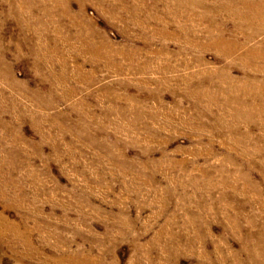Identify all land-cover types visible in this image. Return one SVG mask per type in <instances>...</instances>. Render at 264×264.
Segmentation results:
<instances>
[{"label": "rangeland", "instance_id": "obj_1", "mask_svg": "<svg viewBox=\"0 0 264 264\" xmlns=\"http://www.w3.org/2000/svg\"><path fill=\"white\" fill-rule=\"evenodd\" d=\"M222 3L0 0V264H264V32L205 48Z\"/></svg>", "mask_w": 264, "mask_h": 264}, {"label": "bare ground", "instance_id": "obj_2", "mask_svg": "<svg viewBox=\"0 0 264 264\" xmlns=\"http://www.w3.org/2000/svg\"><path fill=\"white\" fill-rule=\"evenodd\" d=\"M26 1V0H25ZM29 1V0H28ZM52 1V0H51ZM60 1V0H58ZM64 1V0H63ZM102 1V0H101ZM111 1V0H110ZM115 1V0H114ZM121 1V0H120ZM129 1V0H128ZM23 2V1H22ZM31 2V1H30ZM49 2V1H48ZM107 2V0H106ZM109 2V1H108ZM21 3V2H20ZM58 3V2H57ZM65 3V2H63ZM67 3V2H66ZM101 3V2H100ZM117 3V2H116ZM25 4V2H24ZM120 4V3H119ZM27 5V4H26ZM65 5V4H63ZM126 5V4H125ZM198 5H202V1H200L198 3ZM195 5V6H198ZM22 6V5H21ZM60 6V5H59ZM62 6V5H61ZM68 6V5H67ZM70 6V3H69ZM123 6V4H122ZM133 6V5H132ZM27 7V6H26ZM25 7V8H26ZM108 7V6H107ZM130 7V6H129ZM135 7V6H134ZM193 7V6H192ZM191 7V8H192ZM33 8V7H32ZM36 8V7H35ZM68 8V7H67ZM120 8V7H118ZM125 8V7H124ZM127 8V5H126ZM125 8V9H126ZM31 9V8H30ZM49 9V8H48ZM47 9V10H48ZM24 10V9H22ZM71 10V9H70ZM69 10V11H70ZM109 10V9H108ZM116 10V9H115ZM120 10V9H119ZM133 10V9H132ZM138 10V9H137ZM114 11V8L111 7L110 11L108 12L109 14H111ZM130 11V10H129ZM135 13L136 10L134 9ZM192 11V10H191ZM212 13L216 12V11H220L222 13H225L226 15H228L229 17L235 19L236 21V25L233 29L234 34L231 36L230 33H228V31L226 30V25L223 22L220 21H216V24L213 22L212 18H209V15H202L200 18L201 21H206L208 20V22L211 25V28H215L216 33L212 32L211 30L207 31V34L205 37H207V41L205 42V44H201L203 45L205 48L207 49H214L217 50L219 52H223V54L225 55V57H231L232 55H234L236 52L238 53V51L247 43H249L250 41H252L253 39H255L256 37H258L260 35L261 32H264V0H225V3L220 4L217 8L214 9H210L208 10ZM26 12V11H25ZM33 12V11H32ZM49 12V11H48ZM47 12V13H48ZM71 12V11H70ZM138 12V11H137ZM45 13V14H47ZM51 13V12H50ZM27 14V13H26ZM29 14V12H28ZM30 14H32L30 12ZM71 14V13H70ZM134 14V13H133ZM221 14V13H220ZM18 15V14H17ZM49 15V14H48ZM64 15V14H62ZM69 15V14H67ZM139 15V14H138ZM113 16V15H112ZM122 16V15H121ZM120 16V17H121ZM129 16V15H128ZM211 16V15H210ZM71 17V16H70ZM118 17V16H117ZM116 17V18H117ZM133 17V16H132ZM136 17V16H135ZM139 17V16H138ZM136 17V18H138ZM67 18V17H66ZM108 18V17H107ZM115 18V20H116ZM34 19V18H33ZM70 19V18H69ZM77 19V18H76ZM114 19V18H113ZM118 19V18H117ZM131 19V18H129ZM36 20V19H35ZM121 20V19H120ZM125 20V19H124ZM143 20V19H141ZM38 21V20H37ZM74 21V20H73ZM76 21V20H75ZM81 21V20H80ZM124 22V21H123ZM49 23V22H48ZM74 23V22H73ZM32 24V23H31ZM36 24V23H35ZM72 24V22H71ZM75 24V23H74ZM51 25V24H50ZM83 25V23H82ZM86 25V22H85ZM91 25V24H89ZM88 25V26H89ZM140 25V24H139ZM144 25V24H143ZM43 26V24H42ZM52 26V25H51ZM74 26V25H72ZM87 26V25H86ZM145 26V25H144ZM34 27V26H33ZM47 27V26H46ZM39 28V27H38ZM88 28V27H87ZM128 28V25H127ZM141 28V27H140ZM145 28V27H144ZM44 29V27L42 28ZM75 29V27H74ZM78 29V28H77ZM90 29V28H89ZM92 29V28H91ZM90 29V30H91ZM94 29V28H93ZM208 29V28H207ZM41 30V29H40ZM81 30V29H80ZM126 30V29H125ZM93 32V31H92ZM98 32V31H97ZM130 32V31H129ZM95 33V32H94ZM100 33V32H99ZM187 33V31H186ZM194 33V32H193ZM203 33V32H202ZM41 34V31H40ZM101 34V33H100ZM86 35V34H85ZM90 35V33H89ZM195 35V34H194ZM239 35V37H237ZM48 36V35H47ZM101 36V35H100ZM188 36V35H187ZM46 37V36H45ZM82 37V36H81ZM86 37V36H85ZM96 37V35L92 34L88 37L87 40H85L84 42V51L87 54H92L94 55L93 59L94 60H90L92 61L91 63H98L101 61L107 62L108 65H115L117 67L120 66V64H118L115 59L111 58V47L109 45L108 41H101L100 45L96 44V42L93 41V38ZM104 37V36H103ZM191 37V36H190ZM36 38V37H35ZM87 38V37H86ZM85 38V39H86ZM99 38V37H98ZM97 38V39H98ZM44 39V38H43ZM49 40V39H48ZM83 41V39H82ZM98 41V40H96ZM66 42H68V40L66 39ZM150 42V41H149ZM83 43V42H82ZM26 45V44H24ZM110 47H109V46ZM264 45V42L261 43L260 45L251 48L249 50L246 51L245 54L243 55H239V60H241V62L245 65H248L249 67H254L252 66L253 63H255V61L259 60L262 61L264 59V52L262 50H264V48H262ZM200 46V45H199ZM46 47V45H45ZM44 47V48H45ZM202 47V46H201ZM45 50V49H44ZM41 51V49L37 52L34 51V56H35V60L33 61L34 64V69L38 72H40V70H42V68L45 67V63H47L48 65H53V61L52 58L49 57L50 53H55L56 47H54V49L52 50V52H50V50H48V48L45 51ZM116 51V50H115ZM211 51V50H210ZM129 52V51H128ZM126 53V52H125ZM120 54V53H117ZM116 54V56H117ZM127 54V53H126ZM125 54V55H126ZM130 54V53H129ZM132 54V52H131ZM124 55V56H125ZM223 55V56H224ZM115 56V58H116ZM120 57V56H119ZM123 57V56H122ZM2 58V57H1ZM128 58V57H126ZM124 59V58H123ZM133 59V58H132ZM262 59V60H261ZM1 60V59H0ZM120 61V60H119ZM133 61V60H132ZM131 61V62H132ZM259 62V61H258ZM97 65V64H96ZM99 66V65H98ZM67 66H64L63 69H67L65 68ZM260 69V68H259ZM50 69H48L49 71ZM81 70V69H80ZM64 73L61 76V78L59 79L60 82H67V80L69 79L67 77V73L66 70H63ZM141 71V70H140ZM7 72H10V69H8ZM258 72V71H257ZM3 74V73H2ZM48 74H51L50 71L48 72ZM74 74V73H73ZM82 75V74H81ZM50 76V75H49ZM55 76V75H54ZM81 77V76H80ZM86 78V77H85ZM206 79V78H205ZM5 80V79H4ZM81 82V81H80ZM250 82V81H249ZM253 82V81H252ZM248 84V83H247ZM19 85V84H18ZM17 86V85H16ZM245 86V85H244ZM247 86V85H246ZM264 87V86H263ZM262 88V87H261ZM256 90V88H255ZM194 91V90H193ZM263 91V90H262ZM243 92V91H242ZM245 93V92H244ZM255 94V93H254ZM249 95V94H248ZM33 98L36 99L37 104H39V97H42V94L40 93V91L38 90L37 92H34L32 94ZM54 95H49L50 98H52ZM239 96V95H238ZM255 95H253L254 97ZM257 96V95H256ZM255 96V97H256ZM250 97V96H248ZM257 98V97H256ZM239 99V98H238ZM250 99V98H249ZM236 101V100H235ZM234 101V103H236ZM47 107V105H46ZM258 109V108H257ZM256 110V109H254ZM261 110V109H260ZM259 111V110H258ZM259 113V112H258ZM14 183V182H13ZM10 191V190H9ZM12 197V196H11ZM8 224L6 223L5 219L0 216V232L2 231H6L8 230ZM11 227V225H10ZM15 227V226H14ZM10 229V228H9ZM13 229V228H12ZM17 229V228H16ZM12 231V230H11ZM15 232V231H14ZM4 233V232H2ZM1 235V233H0ZM9 236V235H8Z\"/></svg>", "mask_w": 264, "mask_h": 264}]
</instances>
